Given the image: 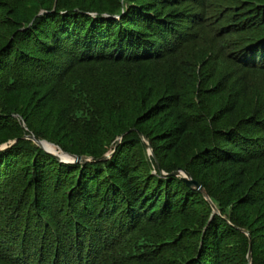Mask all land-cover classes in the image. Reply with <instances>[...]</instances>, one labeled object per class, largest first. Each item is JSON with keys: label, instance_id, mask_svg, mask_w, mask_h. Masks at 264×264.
<instances>
[{"label": "trees", "instance_id": "16d2710c", "mask_svg": "<svg viewBox=\"0 0 264 264\" xmlns=\"http://www.w3.org/2000/svg\"><path fill=\"white\" fill-rule=\"evenodd\" d=\"M4 144L0 264H264V0H0Z\"/></svg>", "mask_w": 264, "mask_h": 264}, {"label": "water", "instance_id": "95a60500", "mask_svg": "<svg viewBox=\"0 0 264 264\" xmlns=\"http://www.w3.org/2000/svg\"><path fill=\"white\" fill-rule=\"evenodd\" d=\"M140 138L144 141L145 138L142 137L141 134H139ZM27 139L33 141L39 148L43 149L45 152L53 155L58 161L60 162H64V163H84L86 161H89L90 158H87V157H80V156H75V155H70L68 153H65L61 150L60 151V154H54L50 151H48L45 147H44V144H49L51 146H54L46 141H39V140H36L34 137H26ZM121 141V137L117 139V145L120 143ZM145 146L147 148V150L150 152L151 155L152 152L150 150V146L149 144L147 143V141L145 142ZM4 147L0 148V150H3ZM113 154V152L109 153V154H106L104 156H102L100 159H98V161H104V160H107L111 157V155ZM164 175V174H163ZM173 176H178L180 177L190 188L196 190V191H199L203 194L204 198L209 202L211 208H212V211H213V214L217 213V210L215 208V206L213 205V203L210 201L209 197L207 196V194L205 193L204 189L202 188V186L200 184H198L196 181H194L191 176L185 172L184 170L182 169H179L177 170L176 172L172 173ZM248 235V234H246ZM250 252H251V246H249V254H248V262H250Z\"/></svg>", "mask_w": 264, "mask_h": 264}, {"label": "rangeland", "instance_id": "374dc122", "mask_svg": "<svg viewBox=\"0 0 264 264\" xmlns=\"http://www.w3.org/2000/svg\"><path fill=\"white\" fill-rule=\"evenodd\" d=\"M139 134H141V133H139ZM142 135V134H141ZM26 137H32V136H26ZM26 137H24L25 139H27ZM140 137V136H139ZM142 137L143 138H145V142L147 141V143L149 144V146H150V143L148 142V140L146 139V137H144L143 135H142ZM141 139V138H140ZM29 140V139H28ZM142 140V139H141ZM40 141V140H39ZM43 141V140H42ZM143 141V140H142ZM144 141H143V143H144ZM145 144V143H144ZM53 145V144H52ZM115 146H117V141H116V145ZM2 147H4V148H6L7 147V144H4L3 146H1L0 148H2ZM145 148H146V146H145ZM150 150H151V152H152V154H153V150H152V148H151V146H150ZM54 154H60V151L56 148V147H54V148H52V150H51ZM111 152H114V149L111 151ZM111 152H109V153H111ZM146 152H147V154L148 155H150V156H152L151 154H150V152L147 150V148H146ZM109 153H107V154H109ZM106 155V154H105ZM112 156V155H111ZM206 193V192H205ZM207 194V193H206ZM208 196V195H207ZM215 206V205H214ZM215 208H216V210H217V213H219V211H218V209H217V207L215 206ZM212 209V208H211ZM216 213V214H217ZM245 234H247V233H245ZM248 236V235H247ZM248 254H249V248H248V250H247V253L245 254V257L247 258V261H248ZM252 257H253V255H252V251L250 252V262H248L247 264H252Z\"/></svg>", "mask_w": 264, "mask_h": 264}, {"label": "bare ground", "instance_id": "6f19581e", "mask_svg": "<svg viewBox=\"0 0 264 264\" xmlns=\"http://www.w3.org/2000/svg\"><path fill=\"white\" fill-rule=\"evenodd\" d=\"M44 147L48 150V151H50V152H52L51 150H52V148H54V146H51V145H49V144H44ZM53 153V152H52Z\"/></svg>", "mask_w": 264, "mask_h": 264}]
</instances>
